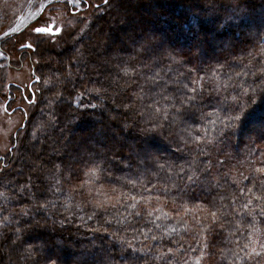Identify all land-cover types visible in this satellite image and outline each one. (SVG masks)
Returning <instances> with one entry per match:
<instances>
[{
    "label": "trees",
    "instance_id": "trees-1",
    "mask_svg": "<svg viewBox=\"0 0 264 264\" xmlns=\"http://www.w3.org/2000/svg\"><path fill=\"white\" fill-rule=\"evenodd\" d=\"M27 1H0V32L6 33ZM43 1V4L47 5L43 12L49 5H52L51 11L55 12V5L58 4L56 2L62 1L66 4L65 0ZM100 4V6L97 4L98 8L93 5L91 11H88L89 7L85 8L86 17L80 18L79 14H74L80 20L78 24L72 15L78 11H72L68 6L72 14L66 21L72 19V26L64 27L59 35L47 36L39 42L37 40L38 43L34 44L36 47L32 54L21 51L24 52L23 56L32 55L36 61L35 68L31 65L33 67L31 69L37 80L36 87L40 91L34 94L33 101L29 103V112L26 113V117L24 116L22 124L15 132V138L11 139L8 153L3 157L5 162L0 168V193H4L8 199L5 200L4 196H0V208L6 209L0 215L10 216L16 226L24 227L12 214L19 213L22 206L32 202L26 198L20 200L15 187L17 182L23 183L28 179V173L38 156L41 159L47 158L48 146L53 142L55 146L67 143L68 147L64 149L63 154L65 164L71 166L72 175L71 179L63 181L58 186L63 189L62 191L58 192L53 187L52 191L48 192L46 191L48 183L55 184V181L46 183L41 181L51 166H45L44 173L40 174V180L36 179L37 174H32V179L35 181L33 191L35 192L36 188L41 189L38 200L43 201L46 198L52 201L55 207L47 214L35 212L33 210L35 205L29 209L32 216L43 226L25 229L22 235L24 245L7 251L4 264H49V262L103 264L105 254L110 258V264H126V261L132 257L139 258L133 264H184L185 261L187 264H195L196 258H200V264H264V254L259 257L254 254L248 255L251 248L255 247L260 251V245L264 244V217L259 215L261 208H264V185L261 184L264 177L253 170L260 166L255 161L264 158L261 156L264 153V138L260 136V131L264 129L259 125V121L264 120V92L258 91L248 101L246 111L251 114L244 124L235 127L232 130L233 134L228 138H219L221 142L217 147L222 148V152L217 154L216 147L211 149L213 162L217 159L225 161L224 167L219 171L228 173L227 184L223 188L214 190L212 195H207L202 187L193 186L190 190L191 199H180L174 188L168 191L164 187L171 185V181L164 179L167 170L160 171L154 176L152 175L153 171H156L154 166L148 168L146 172L143 166H137L136 153L139 149L136 146L142 138L139 130L149 127L144 120L149 115L146 105L151 103V96L145 97L143 105L137 100L134 108L127 113H124L123 109H114L109 100L101 102L92 94L81 97L79 101L74 100L78 92L93 86L91 80L103 79V77L97 78L91 69H88L89 75L83 80L80 79L77 75L79 66L76 64L75 50H82L85 61L97 63L107 61V66L102 71L111 81L112 76L118 75L116 65L134 62L130 57L135 56L133 49L138 47V44L134 45L132 40L127 38L121 44L116 34L117 30L129 29V36L138 42L145 41L146 33L154 34L156 39L152 38L150 41H159L166 49H174L181 53L189 62L186 67L199 69L196 75L209 74L210 82L206 84V89L212 91L204 92L200 111L210 112L215 100L220 96L235 95L231 88L228 91L221 89L217 94L214 91L216 83H222L229 76L233 78L229 82L233 87L235 84H243L244 81L251 82L256 79L251 73L264 67V0H210V2L208 0H110L109 5H105L102 0ZM43 12L39 11L33 23L40 21ZM125 14L128 23H122ZM85 18L88 21L87 25L84 23ZM82 28L85 29L84 32H81ZM165 29L168 30L164 32ZM10 39H12L11 35L0 39V46ZM196 39L199 40L198 48L193 47ZM111 40H115L116 44L106 48ZM117 45L122 50H113ZM18 61L20 60L18 59L16 64L19 63ZM218 64L224 67L219 70L220 75L216 81L212 82L211 72ZM79 71L83 73L85 69L79 67ZM237 72H248L249 75L236 77ZM0 73L2 76L1 70ZM68 73L72 74L73 79L63 85H43L44 79L65 81ZM37 78H40L39 82ZM0 80L2 82V79ZM125 81L124 77L113 85H109L106 81L108 95L123 87ZM138 83L143 82L138 80ZM57 88L62 94V99L49 105L48 100ZM150 90L156 91L153 86L146 85L145 91ZM135 91L137 85L129 83L127 89L116 97L117 102L132 101L131 93ZM31 100L32 98L29 101ZM81 102L85 105L102 104V107L81 108L79 107ZM140 108L145 109L143 120L141 115L137 114ZM114 116L117 118L113 119ZM199 117L200 112H196L193 117L200 125L199 133L202 135L204 132H210L216 137L218 134L215 127L210 123L205 124ZM208 119L211 120L212 117ZM125 121L129 125L126 129ZM188 123L191 124L192 121L189 120ZM133 124L135 127L132 126ZM105 125H109L113 132L119 129V137L125 144L119 156L125 163L104 164L107 171L102 174L100 181V185H103L102 191L113 197L117 192H127L130 195L152 198L147 205L143 202L139 203L137 210L141 212V216L132 215L127 231L124 230V225L117 224L115 220L111 225L105 224L104 217L124 213V205L131 203V200L122 199L120 204L107 211L97 210V217L93 220L86 219V214L94 210L92 205L75 207L76 203H82L87 199L86 195L78 194L80 181L85 179L82 175L84 161L94 156L97 162H100L106 151L103 148L104 137L99 134ZM184 127V124L172 126L166 129L162 136L157 135L149 140L153 156L158 163L167 161L170 164L181 165L186 161H192L195 144H184L183 150H178L183 144L180 137L187 135L181 131ZM34 132L37 134L35 140ZM89 136L92 139H89ZM38 149L44 151L38 152ZM199 159L204 160L203 157ZM67 170L65 167L64 171ZM21 172L23 175L20 174ZM129 179L136 181L135 187L128 184ZM172 179L175 180L176 177L173 176ZM249 187L253 189L252 192L247 191ZM113 188L116 192H113ZM240 188H244L243 194L240 193ZM217 193L225 195L226 200L223 202L217 200L216 207H220L223 203L227 205V211L220 208L218 213L220 220L213 223L209 212L214 209L210 202ZM92 195H96L95 191ZM157 196L160 198L156 199ZM233 197L236 199L233 200ZM99 198L103 200L104 196L101 195ZM248 200H252V204L247 210L242 211V205ZM62 205H67V211ZM185 207L189 211L185 212ZM149 208H158V211L148 217L146 213ZM249 212L251 215L248 214ZM81 217L84 218L83 221ZM64 218H67L68 222L60 223ZM24 219H28L31 224V217ZM221 223H224L223 228L220 227ZM157 224L160 225L159 228L156 227ZM205 224L208 225L207 228L203 227ZM105 228L108 230L104 231ZM0 229L7 231L3 225H0ZM132 229L136 231L133 232ZM139 229L144 230L147 238ZM112 233H116V237L123 235L124 241L117 239ZM152 236L156 239L153 240ZM122 243L125 244L123 256L120 255ZM127 243H131L132 248H128ZM246 244L248 248L244 247ZM28 245L32 246L31 253L26 250ZM169 248L173 250L171 253L168 252ZM133 249L139 251L133 252Z\"/></svg>",
    "mask_w": 264,
    "mask_h": 264
},
{
    "label": "snow or ice",
    "instance_id": "snow-or-ice-1",
    "mask_svg": "<svg viewBox=\"0 0 264 264\" xmlns=\"http://www.w3.org/2000/svg\"><path fill=\"white\" fill-rule=\"evenodd\" d=\"M66 5L70 6L74 11L82 12L85 8L91 6L88 0H65ZM105 5H109L110 0H103ZM46 4H42L40 7V12H43V9L46 7ZM94 7H99L98 5ZM33 16H37V13H33ZM75 22L78 24L80 20L78 17H73ZM124 21L127 22V15L123 17ZM72 23V19H69L64 25L67 27L68 24ZM84 23L87 25L88 21L85 18ZM64 27H57L55 24H45V26H36L32 28V32L38 35H59L63 32ZM15 29H10L8 32L4 33V35H11ZM85 29H81V32H84ZM125 38L128 40H132L133 44H138V47H134L133 51L135 53L134 57H130L133 60V63L124 62L122 65H116L118 70V75L112 76L111 81L108 80L107 76H104V69L107 66V61L100 62H88L83 59V52L81 49H76L77 59L76 64L79 67H83L85 72L81 73L79 71V67L77 68V75H79L80 79L83 80L85 76L89 75L88 69H91L92 72L95 73L97 78L103 77V79L91 80L92 87H86L83 91H80L74 97L75 101H79L81 97L86 96L88 94H92L94 98L99 99L101 102L105 100H109L111 106L116 109H123L124 113H127L129 110L134 108V105L137 100L140 101L141 105L144 104L145 97L151 96V103L146 105V109L149 113L145 123L149 125V127L140 128L141 140L140 143L137 144V148L139 151L136 153L138 157L137 166H143L144 172L147 171L150 167H155L156 171H153L152 175H158L160 171H166L164 179L166 181H171V185H164V187L171 191L173 188L176 191L177 197L180 199H191L190 190L193 186L202 187L207 195H212L213 191L218 188H223L225 184H227L228 173H221L219 171L220 168H223L225 165V161L215 160L213 162L211 156V149L216 147L217 154L222 152V148L217 147L219 144L220 137L228 138L229 135L233 134L232 130L235 127L243 125L244 122L250 116V112L246 111L248 107V101L254 97L258 91L264 92V67L257 69V72L251 73L252 76H255L256 79L249 81H244L243 84H235L233 87L229 82L232 81V77L229 76L227 80H224L222 83H216L214 91L219 94L221 89L224 91H228L231 88L232 92L235 95H224L220 96L215 100L214 106L210 112L204 113L201 112V101L203 99V95L205 91H212L211 89H206V84L210 82L209 74L205 73L204 75H196L199 71L198 68H190L186 67L189 63L182 57V54L176 52L174 49L168 50L163 44L159 41L152 42L145 40L144 42H138L133 39L131 36L119 37V41L121 44L125 42ZM116 44L115 40H111V43L106 45V48L112 47V45ZM21 47H26L30 49H34L36 46L29 44H22ZM193 47H199V40L196 39L193 43ZM113 50H122L119 48V45ZM101 55H103L101 53ZM139 58V59H137ZM167 61V63H165ZM224 65L218 64L217 68L211 72V81L215 82L216 78L220 75L219 70L222 69ZM180 68H184V71H180ZM241 75L248 76V72H237L235 73L236 77H240ZM121 77L126 78L125 84L123 87H120L118 90H114L111 95H108V88L105 87V82L107 81L109 85L115 84ZM38 82L40 78H37ZM72 74L68 73L65 76V81H60L56 79L55 81L51 79H44L43 85L45 86H55L56 84L63 85L68 81H71ZM142 81L143 83H138ZM129 83L137 85V91L132 92L131 95L133 97L132 101L124 102L123 100L117 102L116 97L123 93ZM151 85L156 91H145V86ZM246 85V86H245ZM49 90H51L49 88ZM40 91V89H37ZM157 97H159L157 99ZM62 99V94L57 88V90L53 93V96L48 100V104L52 105L54 102H58ZM79 107L85 108L89 107L92 109H97L102 107V104H88L85 105L82 102L79 104ZM144 108H140L137 112L138 115H141L143 120L144 117ZM196 112H200L199 119L203 121L205 124H212L217 132V136L213 137L210 132H204L202 135L199 133L200 125L196 123V120L193 119ZM119 113V114H124ZM208 117H212L211 120ZM117 117H113L116 119ZM191 120L192 123L189 124L188 121ZM179 124H184L185 127L181 130L187 133L186 136H181L180 139L183 141V144L180 146L178 150H183V145H191L195 144L196 149L195 155H193L191 162H185L181 165L170 164L165 161L164 163H158L153 156L152 146L149 144V140L156 137L157 135L162 136L164 131L172 126H178ZM195 125V128H193ZM259 125L261 129H264V120L259 121ZM135 127V124L132 125ZM129 125L125 121L124 128H128ZM119 129L117 128L116 132L111 130L109 125H105L102 130L99 131V134L104 137L103 148L106 149L105 153L102 156L100 162H97L94 156L88 158V160L84 161V167L82 169V175L85 179H82L79 184L78 194H84L87 196V199L82 203H76V208H82L84 204H90L93 207V211L89 214H86L87 220H93L97 217V210L107 211L109 208H115L117 204L121 203V200H131V203H127L124 205L125 212L112 214L111 217L105 216L104 223L111 225L113 220L119 225H124V230H129V220L134 214L136 217L141 216V212L137 210L139 203L143 202L145 205L152 199L151 197H143L140 195H130L127 192H117L115 197L106 195L103 191V185H100V181L102 178V174L107 171L104 167L105 163L108 164H120L125 163L121 160L119 153L125 147L122 139L119 137ZM171 134V133H170ZM36 133H33V139H36ZM260 136L264 138V131H260ZM92 139L91 136L88 137ZM99 143V141H98ZM68 147L67 143L60 144L59 146H55V142L52 145L48 146V156L46 159H41L39 156L36 161L32 165L30 172L28 173V179L23 182H17V186L15 187V191L20 200L27 199L31 201V204L24 205L20 208L19 213L13 212V216L17 217L18 223L23 225L24 227L16 226L12 222V217L8 215H0V225H3L7 228V231L0 229V264H4V257L7 251L15 250L24 245V240L22 239V235L25 229H31L32 227H42L39 220H36L29 209H33L35 212H43L47 214L51 208L55 207V204L48 200L44 199L43 201L38 200V194L41 192L40 188H36V191H33V185L35 181L32 179V174L35 173L36 179L40 180V174L44 173L45 166L50 165L51 167L48 169L47 173L44 174V179L41 183H46L51 180L55 181V184L48 183V187L46 191L51 192L53 187L56 188V191L60 192L63 189L58 187L63 183V181L71 179L72 169L70 165L65 164V156L63 154L64 149ZM129 150L131 151V147L129 146ZM39 151H44L43 149H38ZM94 151V149H93ZM111 153V155H108ZM96 155H100V153H96ZM251 155V152L249 153ZM264 157V153L261 154ZM199 157H203L204 160L201 161ZM73 159H75L73 157ZM255 163H259V167H255L253 170L256 173H259L261 177H264V158L258 159ZM67 167V172L64 171V168ZM141 173V175L144 174ZM23 175V173H20ZM110 175V173H109ZM175 176L176 179L173 180L172 177ZM244 179H248V177H243ZM118 180L120 178H117ZM128 184L133 187L136 186V181L129 179ZM261 184L264 185V179L261 180ZM96 185H100V187H96ZM153 189H155V185H153ZM75 190V189H74ZM95 191L96 195L93 196L92 193ZM240 193H244V188L239 189ZM248 192H252L253 189L249 187L247 189ZM113 192H116V189L113 188ZM103 195L104 199L101 200L99 197ZM0 196H4V199L7 200L8 197L4 195V193H0ZM160 197L157 196L156 199ZM67 199V197H66ZM236 197H233L235 200ZM256 199H260V197H256ZM219 200L221 202L226 200L225 195L222 193H217L216 196H213V200L210 202L212 208L214 210L209 212L211 216V220L213 223H216L220 220V216L218 213L220 212V208H224L227 211V205L221 203L220 207H216V201ZM252 204V200H248L247 203L242 205V211L247 210L249 205ZM67 211V205H62ZM6 211L5 208H0V213ZM158 211V208H149L147 211V216L151 217L154 212ZM184 211L187 212L189 209L187 207L184 208ZM251 215V213H248ZM71 215V212H69ZM166 215V214H165ZM261 217H264V208H261L259 213ZM26 217H31V224L28 219H24ZM43 219V217H41ZM83 217L81 220L83 221ZM255 217H253V220ZM67 218H64L60 221V223H66ZM199 219H197V223H199ZM55 223V221H54ZM227 223V221H225ZM157 228L160 227L159 224L156 225ZM207 228L208 225L205 224L203 226ZM220 227H224V223L220 224ZM99 230V229H97ZM107 231L108 229H103ZM133 232L136 229H132ZM142 234L144 233L143 229H139ZM149 232L151 229L148 230ZM167 231V230H165ZM114 237H116V233H112ZM147 238V234H145ZM117 239L124 241L123 235L116 237ZM153 240L156 239L155 236L151 237ZM135 239V236L133 237ZM125 244L122 243L120 255L123 256V248ZM126 246L128 248H132L131 243H127ZM248 248L246 244L244 246ZM32 246L28 245L26 250L31 253ZM139 251L137 249H133V252ZM172 248L168 249V252L171 253ZM255 255L256 257L264 254V244L260 245V251H257L255 247L249 250L248 255ZM139 260L138 257H132L126 264H133L134 261ZM49 264H53V262H49ZM103 264H110V258L105 254V260ZM187 264V261L184 262ZM195 264H200V258H196Z\"/></svg>",
    "mask_w": 264,
    "mask_h": 264
},
{
    "label": "rangeland",
    "instance_id": "rangeland-1",
    "mask_svg": "<svg viewBox=\"0 0 264 264\" xmlns=\"http://www.w3.org/2000/svg\"><path fill=\"white\" fill-rule=\"evenodd\" d=\"M0 1L5 2L6 0ZM208 1L210 2V0ZM88 2L91 5L88 11H91L93 10V5L98 4L100 6L102 0H88ZM43 3V0H28L21 9L20 14L16 16L14 22L6 30V32H8L10 29H15L11 34L12 39H10L9 42L7 41V43L5 42L3 46H0V70L2 71V76L0 73V79H2V82L0 80V168L5 162L3 157L8 153L11 147L13 135L22 124L24 116L26 117L27 115L26 113L29 112L31 94L28 92V87L33 91V97L34 94L38 92L37 89H39L36 87L37 85L35 84L33 74H31V71H33L31 68H35L34 64L36 61L32 55L23 56L22 54L24 52H21L27 51L32 54L34 49L22 48L21 45L29 43L34 45L37 44L39 40L46 39V37L49 36L38 35L32 32L33 27L45 26L46 23L55 24L57 27H64V22L70 17V14H72L71 12L74 11L71 7L72 11H70V8L66 6L65 3L59 1L56 2L58 4L55 5V12L51 11L52 5H49L44 10L40 21L33 23V19L36 16L32 14H38ZM84 12L85 10L73 13L72 15L79 14L78 16L80 18L86 17L87 15ZM128 21L129 20H127V23ZM122 23L126 22L123 20ZM72 25L73 24H69L67 27ZM129 32V29H124V31L117 30L116 34L118 37L124 36L125 34L129 36ZM1 33L2 32H0V39L7 36ZM152 38L156 39L154 34L146 33L145 40L150 41ZM18 59L20 61L16 64Z\"/></svg>",
    "mask_w": 264,
    "mask_h": 264
},
{
    "label": "bare ground",
    "instance_id": "bare-ground-1",
    "mask_svg": "<svg viewBox=\"0 0 264 264\" xmlns=\"http://www.w3.org/2000/svg\"><path fill=\"white\" fill-rule=\"evenodd\" d=\"M183 11L187 12V10H183ZM167 30H168V29H165V30H163V31L166 32ZM176 35L180 36L179 34H176ZM186 45H187V42H186Z\"/></svg>",
    "mask_w": 264,
    "mask_h": 264
},
{
    "label": "flooded vegetation",
    "instance_id": "flooded-vegetation-1",
    "mask_svg": "<svg viewBox=\"0 0 264 264\" xmlns=\"http://www.w3.org/2000/svg\"><path fill=\"white\" fill-rule=\"evenodd\" d=\"M31 74H33L32 73V71H31ZM33 84V83H32ZM35 85V84H34ZM30 91H31V88H28V92H29V94H30ZM2 158V157H1Z\"/></svg>",
    "mask_w": 264,
    "mask_h": 264
},
{
    "label": "water",
    "instance_id": "water-1",
    "mask_svg": "<svg viewBox=\"0 0 264 264\" xmlns=\"http://www.w3.org/2000/svg\"><path fill=\"white\" fill-rule=\"evenodd\" d=\"M35 81H37V80L35 79ZM13 138H15V135L13 136Z\"/></svg>",
    "mask_w": 264,
    "mask_h": 264
}]
</instances>
